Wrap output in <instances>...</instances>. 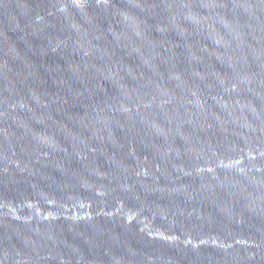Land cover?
<instances>
[{
    "label": "water",
    "instance_id": "95a60500",
    "mask_svg": "<svg viewBox=\"0 0 264 264\" xmlns=\"http://www.w3.org/2000/svg\"><path fill=\"white\" fill-rule=\"evenodd\" d=\"M0 264H264V0H0Z\"/></svg>",
    "mask_w": 264,
    "mask_h": 264
}]
</instances>
